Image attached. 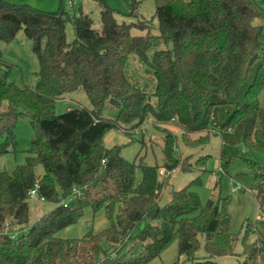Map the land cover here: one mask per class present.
Returning <instances> with one entry per match:
<instances>
[{
	"label": "trees",
	"instance_id": "obj_1",
	"mask_svg": "<svg viewBox=\"0 0 264 264\" xmlns=\"http://www.w3.org/2000/svg\"><path fill=\"white\" fill-rule=\"evenodd\" d=\"M95 1L100 29L81 7L78 15H70L64 7L47 12L0 0V41L10 42L24 30L40 63L34 89L20 88L9 82L7 73L0 74V157L18 150V117L27 116L35 132L24 163L11 174L0 171V264H147L175 237L178 259L173 264H218L215 258L235 254L239 235L231 228L229 198L203 205L193 191L206 171L174 190L161 206L170 182L159 178L158 166L125 159L122 147L108 149L103 138L122 123L137 127L152 115L162 124L176 120L184 129L185 145L196 148L208 145L209 135L192 134L213 126L222 140V173L227 175L234 162L243 161L264 211V167L249 158L252 152L264 155V32L252 23L264 12L255 0H154L160 35H133L134 28L147 29L146 21L120 23L118 11ZM137 8L138 3L129 16L138 18ZM67 21L75 26L71 43L66 40ZM159 40L172 43V48L157 49ZM131 56L153 71L156 105L128 80L125 67ZM80 88L93 109L57 113V101ZM107 100L119 108L115 119L101 115ZM173 144L166 137V170L181 167L190 172L173 155ZM38 165L44 169L41 176ZM137 167L142 169L138 185ZM36 186L39 196L56 207L17 238L3 234L9 219L29 225V192ZM65 199L72 202L62 205ZM100 211L109 221L104 230L91 229L77 239L56 236ZM250 230L248 225L242 264H259L264 244H250ZM201 236L207 253L203 259L197 257Z\"/></svg>",
	"mask_w": 264,
	"mask_h": 264
},
{
	"label": "rangeland",
	"instance_id": "obj_2",
	"mask_svg": "<svg viewBox=\"0 0 264 264\" xmlns=\"http://www.w3.org/2000/svg\"><path fill=\"white\" fill-rule=\"evenodd\" d=\"M15 5H27L47 12H57L62 7L70 13V15L79 14L81 7L83 12L89 14L94 21L96 29L101 28L100 6L95 0H73L74 6L70 7L68 0H4ZM110 8L115 9L119 13L116 15L117 20L122 23H137L146 21L144 31L132 29L133 35H146L147 31L154 35H160L159 24L155 17L156 5L154 0H102ZM257 5L264 12V0H255ZM138 3L137 12L139 17L129 16L133 6ZM75 8V11H74ZM253 25L262 26L264 32V16L253 20ZM66 40L68 43L76 39L75 26L71 21L65 24ZM264 42V38H263ZM172 43H165L159 40L157 49H171ZM0 74H8V80L16 84L20 88H36L39 81L40 63L38 56L33 50L32 41L27 38L24 30H20L16 37L10 42L0 41ZM154 49L147 53L149 60H152ZM125 73L128 80L140 88L147 94L149 103H157L155 97L156 78L153 71L142 62L138 56H131L125 67ZM87 107L93 109L86 92L80 88L75 92L66 94L57 101L56 111L61 114L70 108ZM7 108V104L3 105ZM119 114V108L114 106L110 100H107L101 115L104 118L115 119ZM208 131L192 134L193 138L209 135V143L206 146L191 148L185 145L182 136L184 129L178 125L176 120H171L167 124L157 122L152 115L148 116L142 125L134 127L129 124H121L117 130L109 131L103 138V145L111 149L115 146L122 147V156L129 160L135 161L137 164L146 163L148 165H157L158 170L165 169L163 165V150L165 147V139L169 137L174 141L173 155L178 159L180 165H183L190 172H184L181 167L170 172L168 176L159 174V178H168L169 186L166 187L160 205H166L174 190H179L187 186L191 181L197 178L201 173V185L194 186L193 191L197 192L203 205L208 200L216 201L220 197L230 199L228 206L231 215L232 231L239 235V241L235 248V254L215 258L218 264H242L244 262V237L248 225L251 227V233L248 235L250 244H264V211L258 207L256 199L258 186L253 181V176L249 173L247 165L243 161H236L230 167L229 173L223 174L220 165V153L222 148V140L217 128L209 126ZM14 133L18 142V150L15 153L7 154L0 157V171L13 173L17 166L24 163L31 146V142L35 137V132L31 124V120L27 116H20L14 129ZM211 157L207 164H203L206 158ZM249 158L258 162L264 167V155L258 153H250ZM167 171V170H166ZM192 171V172H191ZM38 176L43 175L44 169L42 165L36 168ZM142 181V169L136 168V184ZM240 185V189L234 191V187ZM72 199L62 200V205L71 203ZM56 207L47 201H41L38 198H30L31 219L28 226H19L14 224L12 220H7L3 231H15L17 235L29 228L30 225L45 214H48ZM199 211L195 212V215ZM109 226L107 216L103 211L98 212L95 216L86 215L76 224L66 227L57 232L56 236L64 239L82 238L91 229L94 232H100ZM140 228L143 227L141 223ZM14 233V234H16ZM19 233V234H18ZM201 247L197 252V257L203 259L207 256L204 251V237H200ZM178 237L160 253L158 257L147 264H173L178 259ZM110 247V246H109ZM107 247V248H109ZM111 249L114 246L110 247ZM109 248V249H110ZM116 248H120L119 245ZM184 262V257L181 258ZM259 264H264V252L258 258Z\"/></svg>",
	"mask_w": 264,
	"mask_h": 264
},
{
	"label": "built area",
	"instance_id": "obj_3",
	"mask_svg": "<svg viewBox=\"0 0 264 264\" xmlns=\"http://www.w3.org/2000/svg\"><path fill=\"white\" fill-rule=\"evenodd\" d=\"M74 3H75V2H74L73 0H68V4H69L70 7H73V6H74ZM169 173H170V172L166 171L165 169H160V170H159V174L162 175V176H168ZM240 188H241V187H240V185L238 184L236 188L234 187V191H237V190L240 189ZM74 193H77V191L74 190ZM29 197L32 198V199H33V198H38V199H40L41 201H46L45 198H42V197L39 196V194H38V186H36L34 189H32V190L29 192ZM65 206H66V205H65ZM19 226H21V225H19ZM23 227H24V226H23ZM27 230H28V228L25 229L24 231H21L20 234L27 232ZM14 233H16V232H15V231H3V234H5V235H9L12 239H15V238L18 237L17 233H16V234H14ZM18 234H19V233H18ZM20 234H19V235H20Z\"/></svg>",
	"mask_w": 264,
	"mask_h": 264
}]
</instances>
